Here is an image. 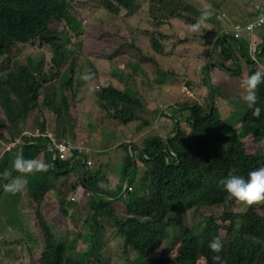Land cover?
<instances>
[{"label":"trees","instance_id":"obj_1","mask_svg":"<svg viewBox=\"0 0 264 264\" xmlns=\"http://www.w3.org/2000/svg\"><path fill=\"white\" fill-rule=\"evenodd\" d=\"M62 1L0 0V59L7 61L0 63V143L10 145L0 156L2 242L6 244V233L11 232L19 235V240L14 243L21 245L23 251L31 253L40 247L39 256L26 264H102L98 248L111 226L115 234L113 239L123 245L129 264H264V202L241 205L227 199L220 184L230 174L246 176L249 171L264 166V84L258 86L261 117H253L245 106V112L238 119L239 133L235 137L224 129L217 106L211 109V97L215 101V97L226 96L220 80L230 78L227 80L230 89L242 87L244 90V80L239 79L240 76L232 77L238 73V69L231 70L237 62L235 46L232 47L234 41L223 40L222 35L214 41L221 60L218 64L204 67L201 73L208 88L204 97L206 104L198 105L197 100L186 98L175 105L177 108L188 107V130L179 128L177 121V124L171 123L167 127V139L156 136L143 142L138 153L140 163L151 166L152 170L146 175L145 195L137 192L134 181L129 180V188L123 195L125 199L113 204L105 198H116L123 188L118 185L116 195L105 192L103 183L108 173H104L102 168L92 174L86 171L83 175L82 171L87 166L82 164L80 175L72 179L74 167L81 160L76 150L68 161L56 158L51 169L52 153L47 135L53 134L58 141L72 143L71 140H75L73 129L79 116L75 105L81 88L79 81L74 86L76 70L71 63L74 58L71 60L63 45L51 35L58 20H63L76 38L86 37L82 40L81 56L107 62V65L111 62L108 58L120 47L119 41H135L131 34L133 31H119L114 21L104 27L92 18L81 25L77 17H71L64 9ZM143 1L149 4L150 16L157 27L171 25L176 28V24L181 23L191 27L201 18L189 0H103L101 5L115 19L122 12L135 15ZM252 6L253 2H250L246 8L252 10ZM227 7L221 9L226 10ZM207 24L204 22L198 30H205V34L204 25ZM221 25L225 28V24ZM38 39L42 40L41 46L46 40L51 47V58L46 65H34L30 59L26 64L10 60L14 47L28 45ZM181 42L185 44L188 40L184 38ZM207 45L209 47L211 43ZM151 48L159 57L166 55L163 44L156 38L151 39ZM89 50H92L94 58ZM142 59L158 69L157 62L146 51ZM129 65L122 62L118 67L124 72ZM87 66L91 84L98 79V72L93 69L94 63L88 61ZM68 68L70 76L61 82L59 78ZM245 68V80L255 70L264 71L256 63H246ZM159 72L173 76L171 70L162 68ZM217 72H223L224 77L219 73L216 76ZM109 77L110 85L88 91L97 119L116 121L124 126L141 122L150 127L151 120L145 116H151L152 111L142 96L134 97L128 92L127 83L111 73ZM130 81L134 82L132 76L127 82ZM242 97L230 95L227 98L240 106L236 100ZM23 145L21 162L10 178ZM130 170L139 174L135 157L128 156L124 177ZM17 178L21 183H13ZM79 189L82 199L78 201H83L82 205L84 208L87 205L89 211L88 214L82 211L89 222L87 231L81 234L89 239V242L85 239L86 248L80 254L83 258L66 236L56 240L54 229L43 212V204L54 197L59 215L62 219L69 217L72 208L66 207V202H78L69 200L68 195ZM93 194L103 195V198ZM86 198H89V204L85 203ZM25 208L32 214L36 231L30 230L27 224ZM76 208L81 210L79 206ZM193 212H199L194 226L186 227L185 221ZM217 236L224 243L219 254L221 261H213L214 253L208 247Z\"/></svg>","mask_w":264,"mask_h":264},{"label":"rangeland","instance_id":"obj_2","mask_svg":"<svg viewBox=\"0 0 264 264\" xmlns=\"http://www.w3.org/2000/svg\"><path fill=\"white\" fill-rule=\"evenodd\" d=\"M102 1L103 0H63L62 3L64 9L71 17H77V19L81 21V25H84L89 18H92L96 21H100L104 27L108 26L110 21H114L119 31L124 33L127 30L133 31L131 34L135 41H119L120 47L108 58L111 61L110 64L105 65L107 62L101 63L97 60L88 59L84 55L85 58H83V56H81L82 40L86 37L83 35L80 38H76L75 35L69 31L65 23H63V20H58V24L53 29V35L51 36H54L55 40L63 45L71 60L74 58L71 62L72 67L76 70L74 86H77L78 81L81 83L75 105L79 110V116L75 121L76 123L73 129L76 138L73 141L71 140V145L79 152L81 160L75 165L71 177L72 179L78 178L81 173V165L83 162L85 165L88 162L91 164L89 174L96 173L98 169L102 168L104 173H108V175H105L103 183V190L105 192L116 195L117 186L122 185L123 190L121 193H118L116 198H105L113 202V204H116L120 201L119 199H125L123 195L129 188V180L134 181L133 186L136 188V191L140 192L143 196L147 191L148 182L146 175L152 170L151 166L146 167V165L144 166L140 163L138 153L140 149L143 148V142L148 138L156 136L167 139V127H170L171 123L177 124V121L179 122V128L185 131L188 130V124L186 122L190 114L187 109L188 107L177 108L175 105L184 101L186 98L197 100L198 105L206 104V98L204 97L207 96L208 88L203 79L204 75H201V73L204 72V67H208L211 64H218L221 60L219 49L214 45L216 37L222 35L223 40H233L234 45H232L230 41L229 43L232 47L235 46V48L233 47L235 56L238 55V48L236 45L238 42L241 44L243 52L238 56V60L237 62L235 61L234 67L231 66V70L234 71V69H238V73L232 77L239 78L240 76L239 79L245 81L243 75H245L246 72V63L257 62L256 65H258V67L264 68V53L259 59H256L257 51L255 48V46H258L256 43L260 37L264 36V24L255 26L249 35L246 32V24L248 23L246 18H248L251 13H253V17L258 15L254 11V8L252 10L246 8L253 0H189L195 5L199 14L202 8L206 6L211 7L212 14L204 21L208 23L204 25L207 31L205 34H203L205 30L202 32L199 30L193 31L191 27H187L182 23L176 24V28H173L171 25L157 27L150 16L149 4L144 1L139 6L140 8L135 15L122 12L118 17L115 16L117 18L112 19L114 16H110L108 12L105 11L101 5ZM234 4L236 5L233 7L232 5ZM254 4L255 3H253V5ZM224 6H228L226 10L221 9ZM238 9L239 15L237 17ZM224 12L227 14L225 13L224 15ZM234 16L236 17L234 18ZM221 24H225V28H221ZM219 32H221V34H219ZM235 33L239 34L237 40L234 39ZM159 34H162V37H159ZM246 35L249 37L246 38ZM152 38H156V40H159L160 43L163 44L166 53L164 57L157 56L155 51L151 48ZM184 38L188 40L185 44L181 42ZM251 38H253V41L250 40ZM41 42L42 40L38 39L28 45L14 47L10 60L26 64L28 59H30L34 65H42L43 63L46 65L51 58V47L46 44L48 41L44 40L43 46H41ZM250 42L253 44L251 45ZM79 43L81 47H79ZM209 43H211V45L208 47L207 44ZM137 45L140 46L143 51L137 48ZM263 46L264 43H261V47ZM89 51L91 57L94 58L92 50ZM144 51L147 52V55L155 59L158 69L150 64L144 63L142 59ZM88 61L89 63H94L95 67H93V69L98 72V79H94L91 84L88 82ZM2 62L5 64L7 61L2 58L0 59V63ZM122 62L126 65L131 64L124 72L118 67V64ZM241 65L243 67L242 70L245 69V71L240 72ZM162 68L171 70L173 76H168L159 72V69ZM109 73L121 79L123 83H127L128 92L134 97L142 96L146 102V106L152 111L151 116H145L146 119L151 120L150 127L142 125L141 122H133L124 126L116 121H109L106 119L101 121L97 119L96 110L90 102V94L88 91H93L97 87L110 85L112 82L108 80L110 79ZM218 73L219 75H223V77L225 75L223 72H217L216 76ZM69 76L70 70L68 68L59 79L61 82H65ZM131 76L134 78V82H127ZM228 79L220 80L225 87L226 96L224 98L215 97V101L212 100L211 97L210 103H214V106H217L224 129L228 130V133L235 137L239 133L237 131V128L240 126L238 119L245 112L244 107L246 104L243 99L240 98L239 101L236 100L240 105L238 106L232 99L227 97L230 95L242 97L245 93V89L243 90L242 87L230 89L227 83ZM113 84H115V82H113ZM66 95L69 94L66 93ZM71 106L72 104H70V107ZM165 143L167 144V140ZM9 148L10 145L0 143V156L2 157ZM128 156L132 158L135 157V162L140 170L139 174L130 170L128 175L124 177L123 171ZM166 162L168 163V161ZM80 194L81 189H79L78 192L75 191L73 194L68 195L69 200H74L78 203L66 202V207L72 208V211H70V216L65 219H62L59 215L58 206L56 204L57 200L54 197L48 198L47 202L43 204L44 216L46 220L50 222V227L54 229L56 240H60L62 237L66 236L67 239L71 240L77 247L79 251L76 253L79 255L83 253L86 248L87 243L85 239L89 242L88 237H83L81 235L87 231L89 225L85 217L86 214L82 211L87 214L89 211L87 205L85 208L82 205L83 201H78L82 199ZM93 195L103 198V195ZM84 201L86 204H89V198H86ZM119 204L116 207L117 210L119 209ZM1 205L2 203L0 206ZM78 206L81 210H77V208L74 209V207ZM25 210L27 214V224L30 225V230L36 231V223L34 222L32 214L27 208H25ZM198 215L199 212L190 213L185 221L187 224L186 227L192 228ZM117 217L119 218V216ZM6 235V244L2 242L3 236H0V264H26L34 257L39 256L40 247L28 253L22 250L21 245L14 243L15 240H19L18 234L7 232ZM113 237H115L113 228L109 226L107 235L105 234L104 236L105 241H101V246L98 248L102 264H129L127 256L124 254L123 245H120L119 241H116ZM80 258H83V256L80 255ZM85 260L86 259H83L82 261Z\"/></svg>","mask_w":264,"mask_h":264},{"label":"clouds","instance_id":"obj_3","mask_svg":"<svg viewBox=\"0 0 264 264\" xmlns=\"http://www.w3.org/2000/svg\"><path fill=\"white\" fill-rule=\"evenodd\" d=\"M211 14L210 6L202 8L200 20L191 25V29L193 31L198 30ZM261 84H264V71L261 70L251 72L243 83L245 93L242 99L246 107L251 110V115L256 118L261 117L262 112L258 97V86ZM13 183L19 184L21 181L17 178ZM220 184L222 185L223 191L227 194V199L235 200L241 205L251 206L264 202V166L249 171L246 176L230 174L222 179ZM208 247L211 252L214 253L212 256L213 261H221V256L219 254L224 248L222 239L218 236L214 237L209 242Z\"/></svg>","mask_w":264,"mask_h":264},{"label":"built area","instance_id":"obj_4","mask_svg":"<svg viewBox=\"0 0 264 264\" xmlns=\"http://www.w3.org/2000/svg\"><path fill=\"white\" fill-rule=\"evenodd\" d=\"M253 8H254V11L258 15L254 17V21L253 22H251V23L246 25V32L248 33V35H249L250 32H252V30H253V28L255 26H258L260 24H264V5H262L260 3H255L253 5ZM238 37H239V34L235 33L234 34V39L237 40ZM47 137L50 140L49 147L53 149L57 159H59L60 161H68V160L73 158V153H74L75 149L72 147V145H71V143L69 141H66V140L58 141L53 136V134H51V133H48ZM79 158H80V156H79ZM79 158H77L73 162H76ZM86 166L89 167L90 164L86 163Z\"/></svg>","mask_w":264,"mask_h":264},{"label":"crops","instance_id":"obj_5","mask_svg":"<svg viewBox=\"0 0 264 264\" xmlns=\"http://www.w3.org/2000/svg\"><path fill=\"white\" fill-rule=\"evenodd\" d=\"M253 3H260V4H262V5H264V0H253ZM231 4V3H230ZM226 12H224L223 14H225ZM227 14V13H226ZM238 15H239V9H238V12H237V17H238ZM251 15V16H250ZM249 16H248V18H246V20H248V23L247 24H249V23H251L252 21H253V19H254V17H253V13H251ZM236 16H234V18H235ZM246 24V25H247ZM247 37H249V36H247L246 35V38ZM260 37V36H259ZM251 41H253V38H251L250 39ZM263 41H264V36H262V37H260V39L258 40V42L256 43L258 46H255V48H256V51H257V53H256V55H257V57H256V59H259L261 56H262V52H263V49H264V46L263 47H261V43H263ZM250 44L252 45L253 43L252 42H250ZM239 45L241 46V44L238 42V44L236 45L237 46V48H238V55L236 56V58H237V60H238V56L240 55V53H242L243 51H241V49H240V47H239ZM242 47V46H241ZM258 47V48H257ZM261 47V48H260ZM245 63H246V61H245ZM256 64H257V62H256ZM242 65H241V67H240V72H242V71H245V69L244 70H242ZM259 68H261L262 70H264V68H262V67H259ZM89 163V162H88ZM90 164V163H89ZM89 168H91V164H90V166L89 167H85V169L82 171V173L84 174V171H85V173H86V171L87 172H89ZM137 169H139L138 168V165H137ZM140 170V169H139ZM118 183V182H117ZM116 183V184H117ZM111 186H113V185H111ZM76 192H78V191H76ZM81 196H82V191H81V194H80ZM81 196H80V198H81Z\"/></svg>","mask_w":264,"mask_h":264},{"label":"water","instance_id":"obj_6","mask_svg":"<svg viewBox=\"0 0 264 264\" xmlns=\"http://www.w3.org/2000/svg\"><path fill=\"white\" fill-rule=\"evenodd\" d=\"M212 100H213V99H212ZM211 107H212V109H213V107H214V103H211ZM167 141H168V140H167ZM23 148H24V145H23V147H21V149H20V151H19L18 164H17V166L14 168L13 172L11 173L10 178H11V176H13V174L15 173L16 169L18 168V166H19V164H20V162H21ZM49 150H50V152L52 153V163H51V169H52V167H53V163H54V161H55V159H56V155H55V152L53 151L52 148H49ZM74 163H75V162L72 163V165L70 166V168L74 165ZM83 164H85V163L83 162ZM84 174H85V171H84Z\"/></svg>","mask_w":264,"mask_h":264}]
</instances>
